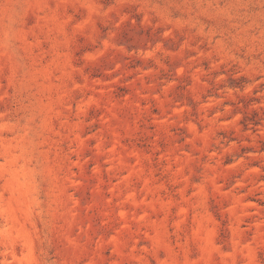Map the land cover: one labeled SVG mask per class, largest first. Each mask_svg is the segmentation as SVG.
<instances>
[{"label":"rangeland","instance_id":"374dc122","mask_svg":"<svg viewBox=\"0 0 264 264\" xmlns=\"http://www.w3.org/2000/svg\"><path fill=\"white\" fill-rule=\"evenodd\" d=\"M0 264H264V0H0Z\"/></svg>","mask_w":264,"mask_h":264}]
</instances>
